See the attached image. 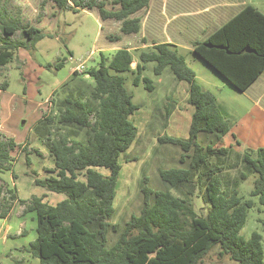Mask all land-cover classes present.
<instances>
[{
	"label": "trees",
	"instance_id": "1",
	"mask_svg": "<svg viewBox=\"0 0 264 264\" xmlns=\"http://www.w3.org/2000/svg\"><path fill=\"white\" fill-rule=\"evenodd\" d=\"M50 1L59 10L96 8L102 21L120 22L124 35L140 31L141 20L132 16L149 3L113 0L118 9L106 10L104 0ZM18 31L25 41L12 40ZM44 38L52 37L31 26L19 28L0 11V68L12 62L19 49L33 52ZM192 52L233 88L244 92L264 72V15L246 5L204 40L193 43ZM64 60H58L54 68L59 70ZM150 62L154 63V75L169 69L176 81L187 83V102L193 107L188 135L157 137L160 144L181 151L180 166L158 169L163 190H152L143 178L139 213L122 225L112 224L122 169L120 157L138 134L130 117L139 107L132 102L122 74L130 73L134 86L143 83L152 91V82L142 76ZM132 63L127 49L116 50L109 61L101 56L98 66L86 71L94 82L91 99L96 108L81 92L70 94L61 102L63 109L57 117L49 115L35 128L38 137L47 136L45 144L53 168L49 176L35 179L34 184L46 192L64 195V199L55 205L46 203L44 196L19 200L26 211L34 212L36 221V237L22 250L38 264H205V256L218 245L220 256H228L237 264H264L261 235L253 232L246 240L239 234L254 202L242 200L238 186L226 191L220 175L224 168L220 157L227 156L229 146L219 147L218 143L230 132L229 117L214 95L198 83L175 46L156 44L140 52L134 68ZM7 87L6 82L0 84L1 90ZM171 111L172 106H166L165 120ZM201 134L205 144L199 141ZM1 137L0 173L13 160L11 152L16 148L12 138ZM209 137L213 139L206 141ZM26 150L27 146L22 152L28 160ZM137 160L133 156L125 162ZM242 162L254 175L250 197L264 208V148L246 151ZM240 176L247 178L244 173ZM10 192L13 198L14 191ZM195 196L200 197L205 214L196 213L192 203ZM110 235L114 236L111 242ZM15 264L22 261L15 260Z\"/></svg>",
	"mask_w": 264,
	"mask_h": 264
},
{
	"label": "rangeland",
	"instance_id": "2",
	"mask_svg": "<svg viewBox=\"0 0 264 264\" xmlns=\"http://www.w3.org/2000/svg\"><path fill=\"white\" fill-rule=\"evenodd\" d=\"M152 1L148 21L154 25L159 24L161 29L153 28L151 32L155 31L153 33L158 35L161 30L164 37H177V41L180 42H177V53L184 57L186 64L196 72L198 77H211L210 75L215 72L210 67L211 70H208L206 68L208 66L191 51V41H201L202 37L201 32L191 37V24L193 25L191 20L194 21L191 19V8L211 3V11L215 14L221 11L222 8H219L221 2L219 0L207 1L208 3H204L203 0H192V2L191 0ZM229 1L232 3V8L227 9L225 15L219 16L218 22H212L210 26L212 30L218 25L224 24L232 14L246 5L252 6L264 15V0ZM103 3L107 10L116 8L113 0H104ZM70 5L72 4L70 3ZM2 10L6 12L7 18L14 21L19 28L31 26L52 37L45 38L41 46L33 52L19 49L13 56L12 62L0 68V84L3 82L8 84L6 90L0 89L1 139L12 138L16 144L15 150L11 152L13 160L0 173V264H15L17 259H21L22 264H34L31 257L26 255L21 248L18 253L14 252V249L22 243H28V240L31 242L36 237L35 214L26 211V205H21L19 200H29L32 196H44L46 203L55 205L64 199V195L46 192L34 184L35 179L49 176L48 171L53 168V159L45 144L47 136L38 137L35 128L41 125L40 123L49 115L57 117L63 109L61 102L70 94L75 95L77 92H81L83 98L91 101L96 108L97 103L91 99L94 82L86 74V71L96 68L101 56L109 61L114 50L122 43L110 42L107 39V36H120V31L114 21H112V25L101 29L103 23L96 8L80 9L79 11L59 10L50 0H0V11ZM133 37H140V34ZM145 37H149L148 33L145 34ZM12 40L25 41V38L18 31ZM136 40L133 38L124 44H129L132 48L140 47V41ZM142 51L148 50L138 49L132 52L136 61ZM60 59L65 60L62 67L57 70L54 65ZM47 64H50L51 67L47 68ZM78 66H83L85 69L83 73H72V70ZM153 67L154 63H147L142 73L143 77L152 82V91H147L143 83L134 86L130 73L122 74L125 78L124 86L128 94L132 96V102L139 107L130 117L138 134L136 141L127 150V153L120 157L122 169L114 200L115 211L111 220L112 224L122 225L129 220L132 214L139 213L142 206L143 178H147V185L152 190H163L165 188L159 179L158 169L180 166L178 160L181 151L169 144H160L157 137L163 134L170 136V131L165 129L168 125V121L164 118L166 106L171 105L172 109L176 108V105L184 98L188 85L186 82L176 81L169 69H165L159 76L154 75ZM204 89L207 88L204 87ZM225 90L231 97L247 98L251 102L255 96L264 94V76H259V79L249 86L245 97L242 94H236L229 88ZM224 98L225 93L221 100L236 119V121L231 120V128L240 123L238 129L241 133L240 125L244 127L243 134L245 136L240 149L255 150L264 147V98L260 106L263 113L257 108L247 105V99L239 106V103L234 100H225ZM38 104L42 105L34 107ZM247 107H249L247 115L239 122L238 116ZM22 121H24L23 125H21ZM93 121L94 117L91 118V122ZM254 121L256 123L253 124ZM55 125H52V132ZM203 136L202 134L199 136V141L205 144ZM212 139L213 137H209L206 141ZM27 141L29 145L26 144ZM26 146V152L29 154L28 160L22 152ZM133 156H137L138 160L125 162ZM230 162H235L233 154L230 157ZM238 169H242L240 165ZM97 171L105 175L108 174L105 169H97ZM226 172L228 179H233L237 175L236 169ZM253 176L251 175L240 183L237 189L242 200L252 199L254 202V206L247 212L245 225L239 234L246 240L253 232L261 235L264 260V208L258 204L257 199L250 197V192L253 189ZM10 191H14L13 198ZM192 203L197 214H205L206 209L200 197H193ZM23 230L25 231L24 236L28 237L21 235ZM109 238L111 242L114 236L110 235ZM35 261L38 264V260ZM203 263L237 264L228 256H220L218 245L212 247L203 259Z\"/></svg>",
	"mask_w": 264,
	"mask_h": 264
},
{
	"label": "crops",
	"instance_id": "3",
	"mask_svg": "<svg viewBox=\"0 0 264 264\" xmlns=\"http://www.w3.org/2000/svg\"><path fill=\"white\" fill-rule=\"evenodd\" d=\"M155 1H157V0H155ZM158 1H160V0H158ZM203 1H204V3H208L211 0H203ZM219 1L221 2V4H219V6H220L219 8H222V9H221V11H218L215 14L211 11L212 10L211 9L212 8L211 3L206 4V5L204 4V6H202V7L191 8V19H194L193 22L191 20V23H193V25L191 24V37H193V35H197L199 32H201L202 33L201 41H202L209 34H211L214 30H216L218 28L219 25L214 30H212L211 27H210L212 22L213 23L218 22L219 21V16L225 15V13H226L225 11L227 9H231L232 8L231 1H229V0H219ZM191 2H192V0H191ZM152 4H153V1L149 0V3H148V5L145 8H143L140 11H138L137 13H135L132 16L133 18L134 17H139L141 19V28H140V31L137 33V34H140V37H133V36H137V34H129V35L122 34L121 31H120V22H116L114 20L102 21L100 19L102 21V23H103L102 26H101V29L105 28V26L108 27L109 25H112L113 24L112 21L116 22L117 28L120 31V36L119 35L117 37L107 36V39L110 42L114 41V42H121L122 43V45L118 46L116 50H118V48L119 49H127L132 55L133 51H136L138 49H140V50H149V49L152 48V46H154L156 44H160V43H168V44H171V45L175 46L176 50L178 49L177 42H179V41H177V39H178L177 37H167V36L164 37V35H163L161 30L159 31L158 35H155L153 33L155 31L151 32V30L153 28H157L158 27V28L161 29V26L159 24L154 25V24H151L148 21L149 17H150L149 8L151 7ZM104 8H105V5H104ZM116 9H118L117 5H116V8H114L112 10H116ZM233 15L234 14H232V16ZM98 16H99V14H98ZM213 19H215V20H213ZM146 33H148L149 37H145ZM133 38H136L138 41H140V43H141L140 47H135L134 46L132 48V47L129 46V44H126V45L124 44L127 41H131ZM44 40H45V38L36 43V45H35V49L36 50L41 46V44H42V42ZM199 41L200 40L191 41V51H192L193 43L199 42ZM116 50H114V51H116ZM132 58H133V56H132ZM137 62L138 61H136L133 58V63L131 64V67L134 68L135 64ZM206 66H208V65H206ZM78 67H83V66H78ZM78 67H75V69L72 70V73H74L76 68H78ZM206 68H208V70L210 69L209 66L206 67ZM84 70L85 69H83V71ZM212 74H214V75H212ZM212 74L210 75L211 77L201 78V77H198V75H196V72H195V76H196V79H197L198 83L203 88L204 87L207 88L205 90H209L214 95L218 106L227 114V116L229 117L230 121L231 120H235L236 121V119L232 116L230 111L226 108V106H224V102H223V100H221L222 95L225 93V98H224L225 100L226 99H232L235 102L239 103V106H240V103L245 102V100L247 98H245V99H236L234 97H231L229 94L226 93L225 89L229 88L230 90H232L236 94H242V96H244L245 93H246V90L249 87L244 92H239L235 88H233L229 83H227L219 74H217L216 72L212 73ZM262 76H264V72L262 73ZM257 79H259V77ZM255 81L253 83H255ZM177 95H179V93H177ZM263 95L264 94L262 93V94H259V95L255 96V98H253L251 102H249V100L247 99L248 100L247 101V105L249 104L251 108H257L258 111L263 113V110L260 107L261 106V101L264 98V97L262 98ZM168 97H171V96H168ZM187 100H188V90L186 89L184 98L181 99V101H183V102L180 101L179 104L176 105V108L172 109L171 114L169 115V117L167 119L168 125L166 126L165 129L170 131V133H171L170 136L186 138L187 135H188L189 125H190V121H191V115L193 113V107L188 104ZM41 105L42 104H38V105H36L34 107H39ZM248 110H249V107H247L246 110L244 112H242V114L240 116H238V121L239 122H240L241 119H243L247 115V111ZM183 111H185V114H183ZM174 115H175V117H173ZM254 123H256V122L254 121L253 124ZM231 124H232V122H231ZM239 124L240 123L236 124V126L234 128H231L230 132L222 140H220L219 143H218L219 147L229 146V151L227 153V156L220 157V162H221V164L224 167L223 171L220 173V175L222 176V179H223L224 189L226 191H228V192L234 186H238L239 187L240 183H242L244 181V180L241 179V176H240L242 173L246 174L247 178L251 176V174H250L249 170L247 169L246 165L242 162V156L244 155V153L246 151H256L259 148H264V147H259V148L255 149V150L249 149V148L248 149H243V150L240 149V146H241L242 142L244 141L243 137L245 135L243 134V131H244L243 125H240V131H241L242 134L239 133V129H238ZM232 135L234 136V138H232ZM236 141L238 142V144L236 143ZM232 154H233V159H234L235 162H230V157H232ZM239 165L242 168L241 170L238 169ZM231 169H236L237 175L234 176L233 179H228L226 177V175H227L226 171H229ZM230 180H232V181H230ZM32 213H34V212H32ZM24 233H25V231L23 230L21 235L24 236ZM24 237H28V236H24ZM34 239L35 238H33V240ZM28 241L30 242V240H28ZM28 243L27 242L26 243H22L18 248L14 249V252L18 253L20 251V248L23 249V248L27 247ZM26 255H28V254H26ZM31 259H32V262L34 264H37V262L35 261L37 259H34V258H31ZM17 260L20 261L21 259H17Z\"/></svg>",
	"mask_w": 264,
	"mask_h": 264
},
{
	"label": "built area",
	"instance_id": "4",
	"mask_svg": "<svg viewBox=\"0 0 264 264\" xmlns=\"http://www.w3.org/2000/svg\"><path fill=\"white\" fill-rule=\"evenodd\" d=\"M83 72V67H78V68H76V70H75V73H82Z\"/></svg>",
	"mask_w": 264,
	"mask_h": 264
},
{
	"label": "water",
	"instance_id": "5",
	"mask_svg": "<svg viewBox=\"0 0 264 264\" xmlns=\"http://www.w3.org/2000/svg\"><path fill=\"white\" fill-rule=\"evenodd\" d=\"M23 124H24V121L21 122V125H23Z\"/></svg>",
	"mask_w": 264,
	"mask_h": 264
}]
</instances>
